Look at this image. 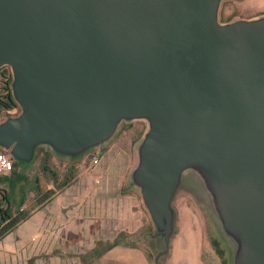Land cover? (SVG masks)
I'll list each match as a JSON object with an SVG mask.
<instances>
[{
    "label": "water",
    "instance_id": "water-1",
    "mask_svg": "<svg viewBox=\"0 0 264 264\" xmlns=\"http://www.w3.org/2000/svg\"><path fill=\"white\" fill-rule=\"evenodd\" d=\"M220 3L0 0V66L20 107L0 120V148L74 159L144 119L131 176L164 251L189 171L230 263L264 264V14L221 21Z\"/></svg>",
    "mask_w": 264,
    "mask_h": 264
},
{
    "label": "rangeland",
    "instance_id": "rangeland-1",
    "mask_svg": "<svg viewBox=\"0 0 264 264\" xmlns=\"http://www.w3.org/2000/svg\"><path fill=\"white\" fill-rule=\"evenodd\" d=\"M262 14L264 0H221L218 11L221 21ZM19 111L20 107L13 108L0 120ZM145 128L144 119L122 121L109 139L74 159L54 155L49 146L39 145L37 148L50 151L52 165L60 170L69 164L76 166L74 178L61 187L41 176L39 156L18 163L26 178L14 189L0 181V195L5 192L9 196L13 213L18 207L32 205L39 196L33 189L38 175L43 188L54 190L43 205H47L43 208L49 220L46 230L52 239L36 246L30 244L33 239L24 240L12 252H0V264H231L229 240L225 239V244L221 239L210 195L189 171L183 172L172 199L174 225L164 251L163 236L156 233L131 176ZM94 154L99 157L96 162ZM15 236L9 237L15 241Z\"/></svg>",
    "mask_w": 264,
    "mask_h": 264
},
{
    "label": "trees",
    "instance_id": "trees-1",
    "mask_svg": "<svg viewBox=\"0 0 264 264\" xmlns=\"http://www.w3.org/2000/svg\"><path fill=\"white\" fill-rule=\"evenodd\" d=\"M12 74L9 65L0 66V116L7 114L9 110L15 108L18 109V104L14 100L10 82ZM35 155L39 156L40 161V172L41 176L52 179L54 183L58 184V187L68 184L71 179L77 173L76 166L74 164L66 165L65 169L62 171L56 165H52L51 160L54 159L53 155L46 148L39 147L36 148ZM35 157V156H34ZM18 160L13 161L12 167L7 173H0V181L7 182L8 186L11 189H14L17 185L20 184L22 180L26 178V175L23 174L18 167ZM40 177L36 175L35 184L33 189L35 194L39 196L32 205L27 207H18L16 213H13L11 210V203L9 196L2 192L0 197V238L6 235L11 231L18 223L27 219L30 214L40 205L45 203L50 199L54 190L51 188L45 189L40 184ZM3 201H5V206H2ZM23 202V198L20 204Z\"/></svg>",
    "mask_w": 264,
    "mask_h": 264
},
{
    "label": "crops",
    "instance_id": "crops-1",
    "mask_svg": "<svg viewBox=\"0 0 264 264\" xmlns=\"http://www.w3.org/2000/svg\"><path fill=\"white\" fill-rule=\"evenodd\" d=\"M43 205L44 203L37 207L27 219L18 223L11 231L0 239V252L2 255H4V253L12 252L10 250L15 249L16 247H20V242H23L24 240L33 239V242L30 241V244L36 246V244L40 245L41 243H45L52 239L50 231L46 230L49 226L47 225L49 220L48 218L46 219L47 209L44 210L43 208L47 207V205L45 207ZM39 211L40 214H38ZM14 233L18 236V238L15 236V241L12 237H9Z\"/></svg>",
    "mask_w": 264,
    "mask_h": 264
},
{
    "label": "built area",
    "instance_id": "built-area-1",
    "mask_svg": "<svg viewBox=\"0 0 264 264\" xmlns=\"http://www.w3.org/2000/svg\"><path fill=\"white\" fill-rule=\"evenodd\" d=\"M98 158L99 157L97 155L95 154L93 155V161L95 162L98 161ZM12 163H13V160L11 159L9 154L5 150L0 148V173L9 172L12 167Z\"/></svg>",
    "mask_w": 264,
    "mask_h": 264
},
{
    "label": "flooded vegetation",
    "instance_id": "flooded-vegetation-1",
    "mask_svg": "<svg viewBox=\"0 0 264 264\" xmlns=\"http://www.w3.org/2000/svg\"><path fill=\"white\" fill-rule=\"evenodd\" d=\"M130 122V121H129Z\"/></svg>",
    "mask_w": 264,
    "mask_h": 264
}]
</instances>
